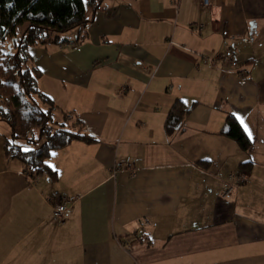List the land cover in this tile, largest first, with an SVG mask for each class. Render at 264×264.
Masks as SVG:
<instances>
[{
    "label": "crops",
    "instance_id": "obj_1",
    "mask_svg": "<svg viewBox=\"0 0 264 264\" xmlns=\"http://www.w3.org/2000/svg\"><path fill=\"white\" fill-rule=\"evenodd\" d=\"M89 17L29 51L54 114L96 141L32 178L0 126V264H264V0H103ZM228 54L237 68L206 60ZM177 101L190 110L168 135ZM230 114L248 150L222 132Z\"/></svg>",
    "mask_w": 264,
    "mask_h": 264
},
{
    "label": "trees",
    "instance_id": "obj_2",
    "mask_svg": "<svg viewBox=\"0 0 264 264\" xmlns=\"http://www.w3.org/2000/svg\"><path fill=\"white\" fill-rule=\"evenodd\" d=\"M102 1L0 0V54L3 55L0 61V120L8 123L12 130L5 145L6 155L19 159L32 178L47 175L56 180L57 172L47 163L51 154L74 140L96 139L82 128L75 130L66 119L68 114L64 115L63 122L54 126L56 107L38 88L42 73L33 64L29 49L37 45L63 44L66 40L58 33L74 28H80L78 34L83 35L87 23L92 20L89 13L100 9ZM5 44L7 49H3ZM39 101L47 105L45 109ZM189 110L182 101L175 103L165 122L168 135L177 130ZM222 132L235 139L243 150L251 147V139L232 114L227 117ZM37 144L38 147H33Z\"/></svg>",
    "mask_w": 264,
    "mask_h": 264
},
{
    "label": "built area",
    "instance_id": "obj_3",
    "mask_svg": "<svg viewBox=\"0 0 264 264\" xmlns=\"http://www.w3.org/2000/svg\"><path fill=\"white\" fill-rule=\"evenodd\" d=\"M175 2H178L179 0H173ZM202 5L205 8H209L211 6V0H201ZM78 50L80 49L79 47H77ZM226 58V59H225ZM206 60L211 63L212 65H215L218 60L222 61V62H228V64L232 67V68H237L239 66V60L237 57L235 56H229V54L227 55V57H207ZM245 72V71H244ZM245 78V76H244ZM120 166V165H119ZM119 169V168H118ZM117 170H115L116 172ZM246 179V175L245 174H231L229 176V181L225 184L226 188V192L229 193L232 188H233V184L237 183V182H244ZM226 194V193H225ZM74 201L68 198H62L60 201L55 202L53 204V208H52V214H51V218L53 221H61L64 216L66 215V213L70 210V208L73 206Z\"/></svg>",
    "mask_w": 264,
    "mask_h": 264
},
{
    "label": "rangeland",
    "instance_id": "obj_4",
    "mask_svg": "<svg viewBox=\"0 0 264 264\" xmlns=\"http://www.w3.org/2000/svg\"><path fill=\"white\" fill-rule=\"evenodd\" d=\"M76 33H77V28H74V29H72V30H70V31H66V32H63V33H58V35L60 36L61 39L65 40V39H67V38L74 37V36L76 35ZM3 46H4L3 49H7L6 44L3 45ZM13 76H14V74H13ZM11 78H12V74L9 76V80H11ZM39 104H40V106H41L42 108H44V109L46 108V105H44V103H42L41 101H39ZM54 120H55V125H54L55 127H57V126H56V123L63 122V115H62V112H61L60 110H56V111H55V114H54ZM2 125L10 126V125H9L8 123H6L5 121H1V120H0V126H2ZM9 134H10V137H11L12 130L10 129V127H9ZM19 142L23 144V141H22V140H19ZM39 144H40V143H39ZM39 144L34 145L33 147H38ZM25 148H28V147H25ZM114 173H115V172H114Z\"/></svg>",
    "mask_w": 264,
    "mask_h": 264
}]
</instances>
